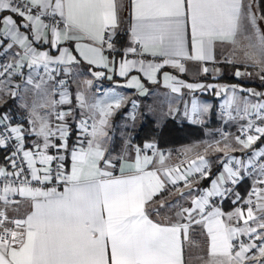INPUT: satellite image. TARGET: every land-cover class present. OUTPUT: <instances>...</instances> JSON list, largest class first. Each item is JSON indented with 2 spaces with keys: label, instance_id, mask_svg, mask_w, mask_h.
I'll return each mask as SVG.
<instances>
[{
  "label": "snow or ice",
  "instance_id": "1",
  "mask_svg": "<svg viewBox=\"0 0 264 264\" xmlns=\"http://www.w3.org/2000/svg\"><path fill=\"white\" fill-rule=\"evenodd\" d=\"M123 7L121 0L119 9ZM128 9L132 20L131 40L142 52H138L137 47H129L126 52H146L153 57H164L163 64H171L184 72V65L177 58L212 60L217 42L231 44L235 51L242 41H247L242 62L257 67V75L264 81V31L257 25L258 18L251 11V4H245V0H128ZM5 11L10 14L0 15V46L6 45V49L18 46L22 51L15 53L12 62L0 66L3 68L0 76L7 74L10 81L13 75H23L20 70L26 65L32 70L42 67L47 79L37 71L39 80H34L30 74L26 82L33 85L37 95L29 111L32 131L40 138L33 149L24 147L23 127L11 126L6 114L0 116V147H7L9 141H15L10 149L11 155L5 157L12 171L0 166V264H186L184 242L193 244L189 235L192 225H200L205 230L202 235H205L207 245L202 249L203 255L194 258V264H264V187H256L257 184L264 185V163L259 164L260 178L254 181L249 198L244 201L246 211L236 207L226 214L220 207L210 205L211 197H224L232 192L231 188H223L226 182L231 181L233 185L240 182L239 168L245 167L244 162L229 158L227 162L221 161L223 172L212 181L211 189H204L193 198L192 207L176 212L177 217L187 222H154L150 213L155 211L160 215V209L166 207L165 199L155 197L166 189L169 182L175 186L178 180L185 181L184 188L191 190L198 180L189 177L195 172L199 173L200 179L207 178L210 175L209 162L204 155L198 154L190 161L189 169L181 173L180 165L168 166L166 157L157 152L155 144L147 143L144 148L152 149L153 155L141 156V149L136 148L134 163L126 161L120 167V175L114 176L112 171L106 170L114 165L111 159H105L103 145L108 137V117L113 107H120L123 99L117 98L115 93H105V100L94 103H89L83 93L77 94L79 106L97 114L90 126L88 147L72 151L70 174L62 171V163L57 165L55 179L65 184L63 192H58L56 187L32 186V181L39 185L51 181L52 162L64 159L48 154L49 149L66 148V143H52L53 137L58 136L61 141L66 139V125L58 124L53 128L48 119L51 111L46 115L39 112V109H52L57 103L67 102L66 91L60 92V101L51 99L54 86L48 81L54 79L52 73L59 69L50 66L76 60L67 48L60 50L59 56L37 51L32 46L33 41L43 38L52 48H57L61 41H77V50L90 64L109 68L111 62L102 54V49L105 44L109 49L114 48L112 40L120 24L118 3L117 0H0V13ZM14 16L22 18L20 24ZM45 18H48L47 23ZM259 19L264 20V16ZM21 27L29 30L32 39L20 31ZM189 27L191 53L186 46ZM81 40L89 43L81 44ZM138 63L149 79L163 67V64L149 62L145 68L143 60ZM136 65L137 61L122 59L119 75L126 76ZM63 71L67 73L70 69L65 67ZM93 75L100 77L104 73ZM164 75L166 80H175L167 73ZM235 75L251 74L237 70ZM132 81L143 89L137 77H132ZM85 83L91 85L92 81ZM57 84L65 88L64 80L57 81ZM2 85L3 81H0V92L3 91ZM186 87L204 86L187 84ZM179 90L175 84L172 86L173 92ZM242 91L264 98V93L253 89ZM10 95L16 93L10 91ZM234 105L236 112L242 111L244 116H254L255 119L248 120L247 128L241 126V135L233 138L235 143L225 134L222 147L217 141L215 147L208 145L205 152L214 147V151L229 157L233 151L249 149L264 136V99L253 103L247 97L238 96L237 86L233 85L231 94L222 105L229 118H232L230 110ZM208 107L198 104L195 99L192 101L194 115L206 113ZM70 114L57 112L55 115L57 120L64 121ZM256 120L261 122L260 125ZM81 127L88 132L87 121L82 120ZM251 130L258 135L248 134ZM187 151L190 149L185 155ZM154 156H158V160H154ZM256 156L264 157V149L253 152L248 163L253 164ZM102 160L104 169L100 167ZM233 161L234 166H230ZM149 165L154 170H147ZM176 191L183 196V190ZM15 195L30 206L24 218L12 219L8 215L9 206L20 203L11 199ZM171 195L173 193L169 192ZM235 195L233 204L241 200L238 193ZM240 221H243L242 225ZM241 236L247 237V242L240 239ZM193 246L199 247L198 244Z\"/></svg>",
  "mask_w": 264,
  "mask_h": 264
},
{
  "label": "crops",
  "instance_id": "2",
  "mask_svg": "<svg viewBox=\"0 0 264 264\" xmlns=\"http://www.w3.org/2000/svg\"><path fill=\"white\" fill-rule=\"evenodd\" d=\"M121 0H117L118 14L120 16L119 28L113 37L114 48H107L106 44L102 49V54L108 58L109 68H105L102 65L90 64L88 60L80 54L77 50V41H61L57 48H52L49 43L44 42L43 38L40 41H33V47L37 51H46L52 56H59L60 50L67 48L69 53L76 58L75 62L65 65L53 64L51 68H58V72L52 73L55 75H61L65 81V88L61 91L67 92V102L57 103L54 108L39 109L41 115H46L51 111L52 115L48 117L50 124L55 128L58 124H65L67 127V136L64 141H61L58 136L52 138V143L61 144L66 143V148H50L48 154L53 156H63V161H53L51 168L56 163H62L65 171L64 173L70 174L72 167L71 153L73 150L79 151L81 148L87 149L88 140L91 138L89 133L91 132V125L94 122L93 118L97 117V114L90 112L87 108L82 109L79 106V101L76 99L78 93H83L89 103H94L96 100H105V93H115L117 98H123L119 108L113 107L112 114L108 117V127L106 131L108 137L103 145L105 152V159H111V163L114 167L107 168L106 170L112 171L114 176L120 175V167L126 161L128 163H134L136 158V148L141 149V156L153 155L152 149L144 148L147 143H154L158 153H162L166 157V163L170 167L180 165V172L185 173L190 166V161L197 158V155H204L205 159L209 162L210 179L205 185H200L203 179H200L199 173H192L189 179H197L198 183L194 184L191 190L184 188V185L178 187L183 190V196L177 192V188L169 182L166 189L161 192L155 199H165L166 207L160 209V215H157L155 211L150 213V219L154 222H163L165 224L176 222H187L176 216V212L181 208L192 207V199L198 197L202 190L211 189L212 181L215 180L221 172H223V162H227L229 158L239 159L244 162L245 167L239 168L241 172L240 182L233 185L231 181L226 182L223 188H231L232 192L226 193L224 197L214 196L210 198V205L218 206L224 213L234 211L236 207L243 209L247 208L244 203L247 200L248 193L252 190L254 181L259 179L258 171L259 164L264 163V157L256 156L253 160V164H249V158L252 157L253 152H259L264 149V139L261 140V136L255 143L249 148L244 150L233 151L229 154V157H225L222 152L214 151V147L217 141H220V146H223V136L228 135L229 141L235 143L233 138L235 128L241 121L247 119L249 116H244L243 112H236L235 105L231 109L232 118L226 115L225 109L222 107L224 100L231 94V86H237V95L240 97H247L253 103L259 102L264 98L256 97L248 93L247 89H253L255 92L264 93V81H262L257 75L259 69L251 64H245L243 61L244 45L247 41H242L236 50H233V46L228 43L221 44L217 42L213 50L212 60L207 61H194L186 58H177L180 63L184 65L185 71L180 72L178 68L173 67L171 64H163L164 57H153L150 53H130L126 52L129 47H137L138 52H142L138 45H134L131 40V24L132 20L128 9V0H123L124 7L119 9ZM245 4H251V11L257 16V25L261 31H264V20L259 17L264 16L260 12L258 5L259 0H245ZM10 14L7 11L0 13V15ZM17 23L20 24L22 18L15 17ZM21 32L29 34V38L32 39L29 30L23 27L20 28ZM125 33V40L122 46H119L116 41V37L119 34ZM50 37V33L48 34ZM79 43H89L88 41L81 40ZM186 46L191 53V33L190 27L186 36ZM17 51H22L18 46H14L13 49H6L5 46H0V62L2 60L10 63ZM122 59L137 61L136 67L132 68L126 76L119 75V64ZM145 62V68L147 64H163V67L159 68L152 79L140 70L139 61ZM231 60L233 62L229 63ZM67 67L69 72L65 73L63 69ZM207 68L208 71L204 72L203 69ZM111 69V70H110ZM239 70L242 73H250L251 75H242L237 77L236 71ZM23 75H13L9 81L7 76L3 81V91L0 92V96L3 97L0 100V108L5 106L0 112V116L5 114L10 118L8 123L15 127L21 125L25 130L24 147L25 149H33L35 143L40 139L32 131L33 125L30 123L29 111L32 101L37 98L36 90L33 85L27 84L29 75L31 74L34 80H39L36 76V72L39 71L40 76H45L43 68L36 70L29 69L26 65L20 70ZM103 72L104 75L96 77L93 73ZM165 73L169 77H174L175 80H166ZM108 77H111L109 79ZM132 77H137L139 84L143 85V89L136 86V83L132 81ZM45 79L47 77L45 76ZM92 81L91 85L85 83V81ZM53 80L48 81L49 85H53ZM178 82H183L182 84ZM176 85L180 88L178 92L172 91V86ZM187 84L202 85V88L189 89ZM211 85L212 87H207ZM227 90V91H226ZM11 92H15L16 95H10ZM60 91V92H61ZM52 92V89H51ZM219 93V95L217 94ZM57 98V100H56ZM51 99L60 101V93L56 96L52 92ZM195 99L198 104L208 105V111L202 114L194 115L192 113V101ZM108 102H111L109 99ZM25 105H28L26 107ZM153 108V111L150 110ZM242 107V105H241ZM138 110L137 112L135 110ZM57 112L71 113L65 116L64 121L56 119ZM137 113V123L132 127L135 130L133 136L131 131L127 130L128 121L135 117ZM149 117L153 121L154 128L159 130L166 122V120H172L177 124L186 123L194 126L198 130V135L195 136L192 133H187L186 139L177 144L158 145L156 139H145L141 143L134 141V135L141 125L144 117ZM243 117V118H241ZM87 121L89 128L88 132H84L81 127V121ZM260 121L259 124L260 125ZM130 134V136L128 135ZM258 135L255 132L251 133ZM208 145H213V149H209L205 152ZM239 147V146H237ZM186 153V150H189ZM7 156V155H6ZM5 156V157H6ZM5 157L0 160V166L11 170L10 164ZM154 160H158V156L153 157ZM181 161H184L181 164ZM199 163V161H197ZM255 165V167L253 166ZM39 167L40 165L37 164ZM234 166V161L233 165ZM100 167L105 168L104 161L100 162ZM195 167V166H193ZM147 170H154L151 165ZM213 172V173H212ZM163 175V173H161ZM208 176V177H209ZM205 179V178H204ZM182 181L178 180L177 182ZM2 187V186H0ZM65 184L62 182L58 192H63ZM256 187H264V185H256ZM191 191V195L189 194ZM169 192L173 195L169 196ZM236 193L239 194L241 200L233 204V200L236 199ZM13 201H20L19 204H13L9 206L8 215L12 219L24 218L25 214L30 211V206L23 198L18 195L12 196ZM255 201V196H252ZM2 205V202H0ZM18 209V211H14ZM200 217L197 216V219ZM226 219V217H225ZM243 224V221H240ZM11 226V225H9ZM205 232L200 225H192L190 228V239L193 244H198L199 247L193 246L188 241L184 242V257L186 264H194V258L198 255H203L202 249L206 248V237L202 235ZM240 239L247 242V237L241 236Z\"/></svg>",
  "mask_w": 264,
  "mask_h": 264
},
{
  "label": "trees",
  "instance_id": "3",
  "mask_svg": "<svg viewBox=\"0 0 264 264\" xmlns=\"http://www.w3.org/2000/svg\"><path fill=\"white\" fill-rule=\"evenodd\" d=\"M258 8L260 12L264 14V0H259ZM125 35V33H122L116 37V41L119 46L123 45ZM4 107L2 106L0 108V112ZM187 133H192L195 136L199 134L197 128L194 126L186 123L177 124L172 120H166L161 129L157 130L154 128L152 119L145 116L134 135V141L141 143L145 139L154 138L158 142V145L163 146L168 144H177L186 139ZM262 139H264V137H261V140ZM6 155L7 151L0 147V160H2ZM210 177L211 176L203 179L200 185H205L209 181Z\"/></svg>",
  "mask_w": 264,
  "mask_h": 264
},
{
  "label": "built area",
  "instance_id": "4",
  "mask_svg": "<svg viewBox=\"0 0 264 264\" xmlns=\"http://www.w3.org/2000/svg\"><path fill=\"white\" fill-rule=\"evenodd\" d=\"M45 22L47 23L48 22V18H45ZM6 64H8V62H6V61H4V60H2L1 62H0V66H2V65H6ZM0 71H3V68L2 67H0ZM7 77V74H5V75H3V76H0V80H4L5 78ZM59 80H64V78L61 76V75H55V78H54V81H53V92H54V94H59L60 93V91L63 89V88H61L58 84H57V81H59ZM249 119H255V117L254 116H249L247 119H245L243 122H241L236 128H235V130H234V135L235 136H237V135H241V132H240V129H241V126H244L245 128H247V122H248V120ZM256 124L258 125L259 124V120H256ZM254 132V130H251L248 134H251V133H253ZM243 138H246V137H243ZM15 143V141L14 140H12V141H9L8 142V144H7V147H2V148H4L6 151H7V156H10L11 155V151H10V149H12V145ZM59 163H56L53 167H52V169H53V179L51 180V181H48V182H46L45 184H43V185H39V184H37V182H35V181H32V186H38V187H44V188H52V187H56V189L57 188H59V186L61 185V183H62V181H57L56 179H55V169L57 168V165H58ZM11 167V166H10ZM10 171H12V168H11V170ZM62 171L64 172V166H63V169H62ZM29 179H30V177H29ZM184 183H185V181H180V182H177V184L175 185L176 187H181L182 185H184ZM0 186H2V184H0Z\"/></svg>",
  "mask_w": 264,
  "mask_h": 264
},
{
  "label": "rangeland",
  "instance_id": "5",
  "mask_svg": "<svg viewBox=\"0 0 264 264\" xmlns=\"http://www.w3.org/2000/svg\"><path fill=\"white\" fill-rule=\"evenodd\" d=\"M52 92H53V88H52ZM54 93V92H53ZM56 96H57V94H56ZM56 100H57V98H56ZM150 110L151 111H153V108L152 107H150ZM136 112L138 111L137 109L135 110ZM137 113H135V117L133 116L132 117V119L131 120H129L128 121V124H127V130H129V131H131V135L133 136V134H134V132H135V130H133L132 129V127H134V125L137 123V115H136ZM244 121V120H243ZM243 121H241V122H243ZM240 122V123H241ZM129 136H130V134H128ZM64 171H65V168H64ZM180 182V181H179ZM183 186V185H182ZM175 187V189L177 188L178 189V187H176V186H174Z\"/></svg>",
  "mask_w": 264,
  "mask_h": 264
}]
</instances>
